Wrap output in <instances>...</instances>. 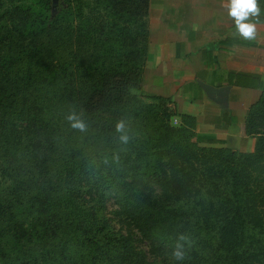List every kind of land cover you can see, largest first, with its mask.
Listing matches in <instances>:
<instances>
[{"label":"trees","instance_id":"obj_1","mask_svg":"<svg viewBox=\"0 0 264 264\" xmlns=\"http://www.w3.org/2000/svg\"><path fill=\"white\" fill-rule=\"evenodd\" d=\"M149 2L0 0V264H264V75L223 78L252 152L197 133L144 91Z\"/></svg>","mask_w":264,"mask_h":264},{"label":"crops","instance_id":"obj_2","mask_svg":"<svg viewBox=\"0 0 264 264\" xmlns=\"http://www.w3.org/2000/svg\"><path fill=\"white\" fill-rule=\"evenodd\" d=\"M229 3L150 0L143 88L148 94L169 98L176 113L195 117L197 133L223 140L234 151L250 153L254 139L244 135L243 118L259 90L230 86L223 78L227 71L264 75V23H254L255 40H245L228 15ZM224 40L226 44L211 50L205 62L200 49ZM198 82L214 88L229 86L226 107L210 101Z\"/></svg>","mask_w":264,"mask_h":264},{"label":"clouds","instance_id":"obj_3","mask_svg":"<svg viewBox=\"0 0 264 264\" xmlns=\"http://www.w3.org/2000/svg\"><path fill=\"white\" fill-rule=\"evenodd\" d=\"M260 9L257 6V0H230L228 5V15L235 20L236 28L245 40L252 41L256 38V25L254 23H247L249 16L258 17ZM68 119L73 121L72 127L80 130H84L85 124L79 120L75 115L69 116ZM124 124L121 122L117 124V131H122ZM122 140L126 141L127 137L122 136ZM176 259H183L184 254L181 251L174 253Z\"/></svg>","mask_w":264,"mask_h":264},{"label":"water","instance_id":"obj_4","mask_svg":"<svg viewBox=\"0 0 264 264\" xmlns=\"http://www.w3.org/2000/svg\"><path fill=\"white\" fill-rule=\"evenodd\" d=\"M198 84L210 101L219 105L220 107H226L229 86L214 88L201 82H198Z\"/></svg>","mask_w":264,"mask_h":264},{"label":"rangeland","instance_id":"obj_5","mask_svg":"<svg viewBox=\"0 0 264 264\" xmlns=\"http://www.w3.org/2000/svg\"><path fill=\"white\" fill-rule=\"evenodd\" d=\"M170 108H171V106H170ZM172 110H174V109H172ZM174 120H176V119L173 118L171 122L174 125H176L177 124V120L176 121H174ZM107 205H108V207H107V209L105 211V214H106L107 218L112 222V225L116 229V231L123 232V225L121 226V224L111 214V212L114 211V209H115L114 201L113 200H110ZM131 234L134 235L135 244L138 245L139 248L144 249V250L147 251L148 248H149V243L148 242L147 243L144 242V240L142 239V237H140V235L137 234L136 232L131 231Z\"/></svg>","mask_w":264,"mask_h":264},{"label":"built area","instance_id":"obj_6","mask_svg":"<svg viewBox=\"0 0 264 264\" xmlns=\"http://www.w3.org/2000/svg\"><path fill=\"white\" fill-rule=\"evenodd\" d=\"M174 121H176V120H174Z\"/></svg>","mask_w":264,"mask_h":264}]
</instances>
